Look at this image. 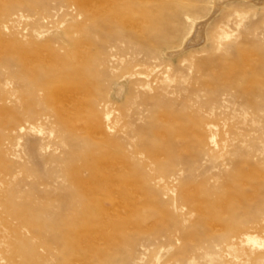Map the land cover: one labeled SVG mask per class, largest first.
<instances>
[{
    "label": "rangeland",
    "instance_id": "1",
    "mask_svg": "<svg viewBox=\"0 0 264 264\" xmlns=\"http://www.w3.org/2000/svg\"><path fill=\"white\" fill-rule=\"evenodd\" d=\"M0 264H264V0H0Z\"/></svg>",
    "mask_w": 264,
    "mask_h": 264
},
{
    "label": "bare ground",
    "instance_id": "2",
    "mask_svg": "<svg viewBox=\"0 0 264 264\" xmlns=\"http://www.w3.org/2000/svg\"><path fill=\"white\" fill-rule=\"evenodd\" d=\"M68 96H70V92H65L62 94L63 99L65 100ZM63 103V102H62Z\"/></svg>",
    "mask_w": 264,
    "mask_h": 264
}]
</instances>
